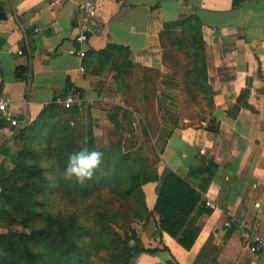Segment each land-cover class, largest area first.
<instances>
[{"label":"crops","instance_id":"crops-1","mask_svg":"<svg viewBox=\"0 0 264 264\" xmlns=\"http://www.w3.org/2000/svg\"><path fill=\"white\" fill-rule=\"evenodd\" d=\"M82 1L0 0V90L19 122L0 129V167L13 166L23 144L16 133L72 85L84 91L97 129L108 125L107 109L121 105L152 131L160 162L158 180L142 185L148 209L168 170L187 179L198 196L191 218L199 230L190 248L159 234L150 217L136 226L143 246L155 250L129 264H264V250L251 239L264 233V0L238 6L232 0H98L95 29L78 58L67 51L79 47ZM193 10L203 23L217 131L205 121L183 125L189 118L178 104L180 75L164 60L158 36L163 22ZM108 44L126 50L113 67L91 73L96 52ZM205 198L218 207L205 213ZM226 209L247 227L226 226Z\"/></svg>","mask_w":264,"mask_h":264},{"label":"trees","instance_id":"trees-1","mask_svg":"<svg viewBox=\"0 0 264 264\" xmlns=\"http://www.w3.org/2000/svg\"><path fill=\"white\" fill-rule=\"evenodd\" d=\"M241 2L232 0L234 6ZM202 29L193 10L163 22L158 36L164 60L175 54L171 62H183L180 113L188 105L197 108L183 125L205 121L206 129L217 131L218 122L212 116L215 90L207 72ZM124 50L108 44L96 52L97 64L89 71L113 67ZM122 66L125 72L128 65ZM68 92L75 93L80 102L68 108L48 102L16 133L23 144L11 169L0 167V264H129L136 254L155 250L143 246L136 226L150 217L159 234L166 232L190 248L199 230L191 218L198 201L194 186L168 170L153 208L148 209L142 185L158 180L159 151L150 142L144 150L123 147L121 137L133 132L134 121L140 124L143 137L150 139L143 120L130 109L113 105L106 118L112 125L110 134L115 132L120 138L98 143L84 91L67 85L64 93ZM85 146L104 153L93 178L84 185L63 179L60 173L69 154ZM46 174L55 179L50 181ZM202 206L207 213L204 200ZM16 225L21 229H13Z\"/></svg>","mask_w":264,"mask_h":264},{"label":"built area","instance_id":"built-area-1","mask_svg":"<svg viewBox=\"0 0 264 264\" xmlns=\"http://www.w3.org/2000/svg\"><path fill=\"white\" fill-rule=\"evenodd\" d=\"M78 11L79 17L77 20V33L74 41L79 45V47L77 49L69 48L67 52L71 56L83 58L86 55V45L88 43V39L95 29L98 17V0H83L78 4ZM21 52L22 51H19V53ZM79 71L84 73V67L82 65L79 67ZM54 101L62 108H68L75 102L79 103L80 99L75 93L68 92L65 95H57L54 98ZM23 102L26 106H29L31 101L29 99H23ZM18 125V119L10 110L8 99L0 90V129L4 126L16 129ZM204 202L205 205L212 210L218 207L217 203L209 198H205ZM225 212L230 216L229 219L224 222L226 226H229L232 222H236L239 227H247L246 220L235 217L231 209H226ZM251 239L256 249L264 250V233H254Z\"/></svg>","mask_w":264,"mask_h":264},{"label":"clouds","instance_id":"clouds-1","mask_svg":"<svg viewBox=\"0 0 264 264\" xmlns=\"http://www.w3.org/2000/svg\"><path fill=\"white\" fill-rule=\"evenodd\" d=\"M104 153L102 151L83 147L79 151L69 154L66 165L60 176L65 180H72L84 185L86 181L91 180L95 171L100 167L103 161ZM46 178L54 180L55 177L46 174Z\"/></svg>","mask_w":264,"mask_h":264},{"label":"rangeland","instance_id":"rangeland-1","mask_svg":"<svg viewBox=\"0 0 264 264\" xmlns=\"http://www.w3.org/2000/svg\"><path fill=\"white\" fill-rule=\"evenodd\" d=\"M177 55L175 54H170L169 57H167L166 61L168 63H170V65L172 64L173 62V68L175 71H177L180 75V73L182 72V61H179L178 64L174 63V61L171 62L170 59H176ZM170 58V59H169ZM195 110L197 111V108L196 107H192L190 105H188L187 107L185 106V109L183 110V114L185 116H188V118L190 119L191 116L194 114ZM106 120V114L105 116H103ZM98 119L102 120L101 118L98 117ZM108 121V120H107ZM108 125H104L102 126V128H100L99 126V129H97L96 127V134H95V138H96V141L98 143H101V144H105L107 143L108 141L110 140H113V139H117V138H120L115 132L113 135L110 134V132L112 131V125L109 123H107ZM134 130L132 133L130 134H124L121 139H123V147L124 148H134V147H137V146H141L142 149H146V146H147V143L146 142H150L152 144V131L150 130V128H148V125H145L146 128L148 129V132H149V136H150V139H148V141L146 140V138L143 137V134L141 132V129H140V124L136 121H134ZM98 125V124H97ZM62 207V206H61ZM13 229H21L20 226H13Z\"/></svg>","mask_w":264,"mask_h":264}]
</instances>
